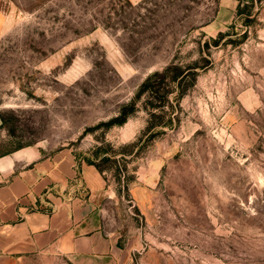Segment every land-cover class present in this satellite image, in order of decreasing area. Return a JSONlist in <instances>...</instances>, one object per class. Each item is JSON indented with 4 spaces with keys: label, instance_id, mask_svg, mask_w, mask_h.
Listing matches in <instances>:
<instances>
[{
    "label": "rangeland",
    "instance_id": "rangeland-1",
    "mask_svg": "<svg viewBox=\"0 0 264 264\" xmlns=\"http://www.w3.org/2000/svg\"><path fill=\"white\" fill-rule=\"evenodd\" d=\"M219 2L0 0V158L100 164L122 264H264V0Z\"/></svg>",
    "mask_w": 264,
    "mask_h": 264
},
{
    "label": "crops",
    "instance_id": "crops-1",
    "mask_svg": "<svg viewBox=\"0 0 264 264\" xmlns=\"http://www.w3.org/2000/svg\"><path fill=\"white\" fill-rule=\"evenodd\" d=\"M238 1L220 0L216 19ZM10 155V165L0 158V264H122L103 228V204L114 193L103 174L68 151Z\"/></svg>",
    "mask_w": 264,
    "mask_h": 264
},
{
    "label": "trees",
    "instance_id": "trees-1",
    "mask_svg": "<svg viewBox=\"0 0 264 264\" xmlns=\"http://www.w3.org/2000/svg\"><path fill=\"white\" fill-rule=\"evenodd\" d=\"M169 71H171V68H169V69H167V70H165L164 71V73H161L160 75V77H161V80H166V77H165V73L167 74V73H169ZM173 71L175 72V74L172 76V77H170V80L172 81V82H179L180 80H182L183 79V76H182V74L184 73V72H177L178 71V68H176V67H174V69H173ZM185 75H187V73L185 74ZM184 75V76H185ZM144 88H145V86H142V91L144 90ZM148 101L147 102H149V104H150V106H151V108L149 109L148 107L146 108L147 109V111H150V112H154L155 110H161L160 111V113H162V110H163V106L162 105H155L154 106V101L152 102L151 100H152V98H148L147 99ZM157 104H161V103H157ZM135 105H134V103L133 102H131L129 105H127V106H124L122 109H123V111L122 112H124L123 114H120L119 115V117L117 118V119H115V120H113V121H110L108 124L109 125H111V124H118V125H122V124H124L125 122H126V110H128L129 108L130 109H134V111H135V107H134ZM162 106V107H161ZM149 118H150V121H149V123H148V128L149 127H151V126H154V125H160V127H163L164 126V124L165 123H160V122H157V123H150L151 122V119H154V120H158V119H160V116L159 115H156V113H150V115H149ZM150 125V126H149ZM152 128V127H151ZM134 145L133 144H130V145H125V146H121L119 149H120V151L121 152H124V150L125 149H127L128 147H133ZM105 161H111V159H107L106 157H103L102 159H101V161H100V163H103V162H105ZM86 163L87 164H89V165H93L101 174H103L104 173V170L102 169V167L100 166V164L99 165H97V164H95L94 162H92V161H86ZM125 184V187H127V184L126 183H124Z\"/></svg>",
    "mask_w": 264,
    "mask_h": 264
},
{
    "label": "bare ground",
    "instance_id": "bare-ground-1",
    "mask_svg": "<svg viewBox=\"0 0 264 264\" xmlns=\"http://www.w3.org/2000/svg\"><path fill=\"white\" fill-rule=\"evenodd\" d=\"M3 161L5 162V163H7L8 165H10L11 164V159L9 158V157H4V159H3ZM3 161H0V166L1 167H3Z\"/></svg>",
    "mask_w": 264,
    "mask_h": 264
}]
</instances>
